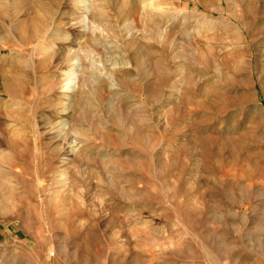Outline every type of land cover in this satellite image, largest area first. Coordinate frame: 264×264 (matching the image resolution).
<instances>
[{
	"label": "rangeland",
	"instance_id": "374dc122",
	"mask_svg": "<svg viewBox=\"0 0 264 264\" xmlns=\"http://www.w3.org/2000/svg\"><path fill=\"white\" fill-rule=\"evenodd\" d=\"M90 1L0 0V264H264V0Z\"/></svg>",
	"mask_w": 264,
	"mask_h": 264
},
{
	"label": "bare ground",
	"instance_id": "6f19581e",
	"mask_svg": "<svg viewBox=\"0 0 264 264\" xmlns=\"http://www.w3.org/2000/svg\"><path fill=\"white\" fill-rule=\"evenodd\" d=\"M90 0H83V4L88 8V6H89V4H90ZM76 3V2H75ZM45 7V6H44ZM75 73H76V71H72L71 72V78H70V80L69 81H67V83H66V87L69 89L70 87H71V84H72V82H73V79H74V77H75Z\"/></svg>",
	"mask_w": 264,
	"mask_h": 264
}]
</instances>
